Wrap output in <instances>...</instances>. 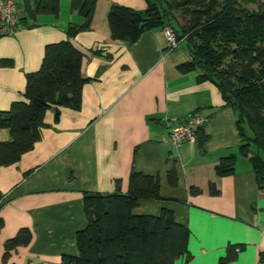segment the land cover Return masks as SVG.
Masks as SVG:
<instances>
[{
    "label": "crops",
    "instance_id": "crops-1",
    "mask_svg": "<svg viewBox=\"0 0 264 264\" xmlns=\"http://www.w3.org/2000/svg\"><path fill=\"white\" fill-rule=\"evenodd\" d=\"M16 1L20 17L22 0ZM111 4L146 7L145 0H97L91 27L69 38L84 53L81 108H60L57 121L54 109L47 110L33 148L0 166V264L4 242L22 227L31 230V240L12 251L7 264H60L61 255L77 254L75 234L86 225L82 193L112 192L117 181L126 192L133 168L158 174L160 186L159 199H140L133 212L168 209L189 229V257L174 264H264V190L239 157L233 111L212 82L177 70L190 59L188 51L182 43L168 50L163 30L144 32L133 43L111 41ZM82 22L71 0H59L57 15H37L33 25L20 23L14 34L0 37V59L11 61L0 66V110L21 98L25 74L39 69L45 45L67 39V27ZM192 112L206 116L208 138L175 149L167 132ZM231 154L234 172L217 176L215 165ZM172 164L175 186L167 183ZM229 244L243 248L224 262Z\"/></svg>",
    "mask_w": 264,
    "mask_h": 264
},
{
    "label": "trees",
    "instance_id": "trees-1",
    "mask_svg": "<svg viewBox=\"0 0 264 264\" xmlns=\"http://www.w3.org/2000/svg\"><path fill=\"white\" fill-rule=\"evenodd\" d=\"M96 2L71 0V9L83 22L67 27V39L45 45L39 69L25 74L21 98L0 110V130L7 129L9 134V139H0V166L14 164L33 148L41 137L47 110L54 109L57 121L60 108H81L82 88L88 81L81 71L84 53L69 38L91 27ZM145 2L143 10L110 5L106 14L110 40L133 43L144 32L170 26L190 57L177 70L196 71L198 82L210 81L217 87L224 106L235 116L238 153L248 160L258 189L264 190V0ZM21 11L19 25L31 26L37 15H57L59 0H22ZM10 65L9 59H0V66ZM207 138L201 128L196 139L202 143ZM236 159L235 154L222 157L214 167L216 175L232 174ZM166 175L167 183L175 186L174 164ZM159 188L158 174L133 168L126 192L120 190L118 181L112 192H83L86 225L75 234L78 253L61 255L60 264H174L182 256L189 257V229L176 221L172 211L133 212L140 199H159ZM210 189L217 193L212 185ZM190 191L199 189L191 187ZM31 237V230L22 227L7 239L2 262L7 264L10 253L27 245ZM242 248V244H229L222 261L233 260ZM262 260L264 253L259 257Z\"/></svg>",
    "mask_w": 264,
    "mask_h": 264
},
{
    "label": "built area",
    "instance_id": "built-area-1",
    "mask_svg": "<svg viewBox=\"0 0 264 264\" xmlns=\"http://www.w3.org/2000/svg\"><path fill=\"white\" fill-rule=\"evenodd\" d=\"M18 27L19 6L17 1L0 0V36L12 35ZM163 33L167 42V49L176 48L178 42L172 28L170 26L164 27ZM205 122L206 116L202 113L189 114L183 119L176 120L167 132L166 141L175 149L193 143ZM1 205L2 201H0V207Z\"/></svg>",
    "mask_w": 264,
    "mask_h": 264
},
{
    "label": "rangeland",
    "instance_id": "rangeland-1",
    "mask_svg": "<svg viewBox=\"0 0 264 264\" xmlns=\"http://www.w3.org/2000/svg\"><path fill=\"white\" fill-rule=\"evenodd\" d=\"M250 7L254 8V9L256 8L255 6H250ZM177 17H178V15H177ZM178 20L181 21V19L179 17H178ZM182 44H184V42ZM6 137H8V130L7 129H1L0 130V139L6 138ZM239 157L244 159V157H242V156H239Z\"/></svg>",
    "mask_w": 264,
    "mask_h": 264
}]
</instances>
